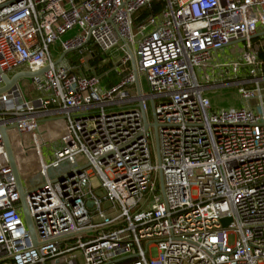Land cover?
Segmentation results:
<instances>
[{"label": "built area", "instance_id": "built-area-1", "mask_svg": "<svg viewBox=\"0 0 264 264\" xmlns=\"http://www.w3.org/2000/svg\"><path fill=\"white\" fill-rule=\"evenodd\" d=\"M154 1L0 0L1 72L48 66L30 78V101L17 84L0 93L37 241L0 132V264H61L66 253L67 264H264V0H160L163 8L136 26L145 33L132 51L133 15ZM89 41L124 53L116 84L102 88L92 67L78 73L65 56L53 64L51 45L90 58ZM229 45L239 59L217 63L219 75L247 73L212 83L204 72ZM219 84L239 85L245 104L212 110L203 91ZM147 101L159 162L138 106L146 115Z\"/></svg>", "mask_w": 264, "mask_h": 264}, {"label": "rangeland", "instance_id": "rangeland-1", "mask_svg": "<svg viewBox=\"0 0 264 264\" xmlns=\"http://www.w3.org/2000/svg\"><path fill=\"white\" fill-rule=\"evenodd\" d=\"M147 30H149L151 27L149 25L146 26ZM78 33L77 28H73L72 30L68 31L66 34L62 36L63 39L71 38L75 36ZM132 33L134 34V44L133 46L131 45L132 51H135L138 48V42L142 38L143 33L145 31H142L141 33L139 32L138 27H133L132 28ZM238 50L239 49H245L244 48V42H239L238 43ZM89 48L90 45L88 44ZM87 48L86 46H84ZM50 51H51V56L52 58H57L63 50L61 49L59 44H54L50 46ZM235 51L234 46L229 45L223 48L222 51H219L218 55H214L213 57V62L217 65L213 70H208V72H204L205 75H207L210 78V81L212 83H227L235 80L237 77L240 78L243 75H246V68L245 66H242L238 72V75L235 74H229L228 76L222 77L219 75L221 71V66H218L217 63H221V65L225 64L226 62L229 61H234L238 60V57H235L232 52ZM107 58L104 59V62L108 61L109 59L115 63L120 60L121 57H123V52L122 51H117L116 48H113L106 53ZM88 58L89 55L86 53V51L81 52L79 49L73 50L68 52L65 55V59L70 61L72 64L77 65L76 71L78 73H87L91 72V67L88 64ZM82 59V60H81ZM81 60V62H80ZM241 62V60H240ZM198 71V70H197ZM8 75H12L13 72H7ZM115 76L114 73H111L110 76L106 77L101 75L100 77V86L102 88L106 87V80L110 77L112 78ZM31 79L28 77H21L17 81V85L19 89L21 90V93L23 95V98L27 101H30L31 98L35 95L34 92L29 91V83ZM140 83L142 86V91L144 93L149 92V86L147 84V81L144 76H140ZM239 85L236 84H225V85H216L214 87L207 88L203 91V95L207 97L210 101V107L212 110H219V109H230V108H237L241 107L245 104V101L239 96L237 92V88ZM130 93L132 95H135L137 93L135 86L131 88ZM159 100L156 99L155 103H157ZM146 117L149 123L153 122V113H152V108L150 106L149 101H147V110H146ZM148 132L153 136V141L149 138V143L150 146H152L153 142V147L151 148L155 150V140H154V129L152 126L148 127ZM58 146V142H52L50 145V148L43 147V153L45 155L46 160H49L48 156L51 151V149H56ZM25 185V182H24ZM158 186H159V180H158ZM90 187L93 189L94 193L98 196H103L104 190L100 187V181L97 177V175L92 174L90 176ZM107 203L105 202L103 204V207H106ZM78 250V254H79ZM78 261L81 263V257H78ZM49 264V263H48Z\"/></svg>", "mask_w": 264, "mask_h": 264}, {"label": "water", "instance_id": "water-1", "mask_svg": "<svg viewBox=\"0 0 264 264\" xmlns=\"http://www.w3.org/2000/svg\"><path fill=\"white\" fill-rule=\"evenodd\" d=\"M89 37H90V35L88 33L87 36H86L87 41L89 40ZM66 53H67V51H63L58 56V58L55 61H53V64L55 65V64L61 62L62 59L64 58V56L66 55ZM128 53H129V56H130V64H131V67H132V72L134 73V76H135V84H136V87L138 89V76H137V72H136L135 59H134V56H133L132 52L130 51V49H128ZM47 69H48V66H46L45 68H43V69H41L39 71H36V72L19 71V72H15L11 76H8L6 73L1 72V70H0L1 75H2V80H3V85L0 87V93L8 90L10 87L15 86L17 84V81H18L19 78H21V77L32 78L34 76L42 74ZM138 106L140 107V110H141V113H142V119H143L144 127L148 128L149 126H152L153 129H154L156 155H157V159H158V162H159V150H158L157 135H156L157 123L155 122V120H153L152 123H148L147 120H146V115L144 113V110L142 109L141 103H139ZM0 132H1V135H2L3 142H4L5 150H6V153H7L9 165H10L11 170H12L13 178L15 180V183H16V186H17V190H18V193H19V201H20V205H21V208H22V214H23V217L25 219V222H26V225L28 227V230L30 232L32 241H33L34 245H36L37 241H36L34 228H33L32 221L30 219V216H29V213H28V210H27V207H26L25 192L22 189V185H21V182H20V176H19L16 164H15V160H14V157H13L10 145H9L7 134H6V128L2 124H0ZM159 177H160V185H161V181H162V179H161V171L159 172ZM91 205H92L91 202L87 203V206H91Z\"/></svg>", "mask_w": 264, "mask_h": 264}, {"label": "trees", "instance_id": "trees-1", "mask_svg": "<svg viewBox=\"0 0 264 264\" xmlns=\"http://www.w3.org/2000/svg\"><path fill=\"white\" fill-rule=\"evenodd\" d=\"M162 8H163V3L160 0L152 2L149 6H144L140 8L133 15V27H136L147 16L157 14ZM88 44L92 49L91 56L88 59V64L90 65V67L94 69V73L106 77L110 76L111 73H114L115 76H113L112 78L109 77L106 80V84H107L106 86L110 87L116 84L120 80L122 75H118L113 70L114 63L111 60L104 62V59L107 58L106 54L101 53L97 49V47L91 43V41H89ZM260 55L264 57V51L260 52ZM90 73L91 72H87L86 74H90Z\"/></svg>", "mask_w": 264, "mask_h": 264}, {"label": "crops", "instance_id": "crops-1", "mask_svg": "<svg viewBox=\"0 0 264 264\" xmlns=\"http://www.w3.org/2000/svg\"><path fill=\"white\" fill-rule=\"evenodd\" d=\"M221 51H222V50H221ZM218 54H219V52H218ZM15 72H16V71H14V73H15ZM14 73H13V74H14ZM106 85H107V84H106ZM69 256H70V253H66L65 256L62 258L61 264H67V263H66V260H67V258H69ZM48 263H49V262H48ZM48 263H47V264H48ZM49 264H50V263H49Z\"/></svg>", "mask_w": 264, "mask_h": 264}, {"label": "bare ground", "instance_id": "bare-ground-1", "mask_svg": "<svg viewBox=\"0 0 264 264\" xmlns=\"http://www.w3.org/2000/svg\"><path fill=\"white\" fill-rule=\"evenodd\" d=\"M19 160V166L20 167H24V165H25V161H24V159H18ZM23 163V164H22Z\"/></svg>", "mask_w": 264, "mask_h": 264}]
</instances>
